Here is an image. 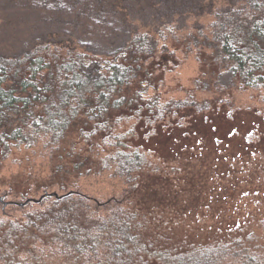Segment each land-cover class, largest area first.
<instances>
[{
    "label": "trees",
    "instance_id": "trees-1",
    "mask_svg": "<svg viewBox=\"0 0 264 264\" xmlns=\"http://www.w3.org/2000/svg\"><path fill=\"white\" fill-rule=\"evenodd\" d=\"M11 5L16 16L67 26L0 52V146L10 154L13 146L46 140L51 150L34 156L36 169L19 172L40 195L52 193L17 217H0V261L13 263L27 243L36 262L54 251L64 264H225L228 258L231 264H261L257 245L249 241L253 235L243 239L259 232V224L244 232L238 222L200 241L181 232L182 210L136 200L147 175L181 169L127 141L115 121L131 111L148 127L184 129L179 120L188 101L166 98L152 85L150 60L159 44L154 33L129 31L121 23L127 17H117L135 8L132 0H11ZM203 39L228 73H214L216 84L224 85L223 77L238 78L246 87L264 89V0H233L217 12ZM256 129L250 132L259 137ZM187 136L180 135L181 143ZM263 142L247 148H261ZM91 175L114 183L110 197L81 185Z\"/></svg>",
    "mask_w": 264,
    "mask_h": 264
},
{
    "label": "rangeland",
    "instance_id": "rangeland-1",
    "mask_svg": "<svg viewBox=\"0 0 264 264\" xmlns=\"http://www.w3.org/2000/svg\"><path fill=\"white\" fill-rule=\"evenodd\" d=\"M232 2L132 0L135 8L127 10L128 15L119 11L117 17L120 21L127 17L121 23L129 31L148 30L159 43L155 57L150 60L152 85L160 89L162 96L188 103L180 113L184 129L175 126L165 130L162 124L157 129L148 127L143 118L131 111L120 113L115 124L123 129L127 141L155 151L151 156L154 160L168 157L181 169L147 175L136 194L141 205L182 210L185 219L178 220L181 232L198 236L196 240L200 241L225 233L238 222L240 227L244 226L239 231L245 229L244 232L259 224V232L254 229L243 239L253 235L249 241L257 245L258 257L264 264V142L261 148H247L264 140V89L246 87L238 78L230 82L223 77L225 84H216L214 73L221 71L224 76L228 73L222 68L219 55L203 39L217 12ZM11 7V0H0V52L18 50L26 41L46 36L49 29L63 31L67 26V22H53L50 18L46 22L32 15L16 16ZM106 56L103 53L101 57ZM207 115L208 120L211 115L212 121H201ZM255 128L259 137L250 132ZM182 134L188 136L181 143ZM44 141L33 139L30 143L35 144L13 146L10 154L0 146V196L9 191L7 201H21V194L41 196L34 184H30L31 188L26 185L25 175L19 170H29L32 165L36 169L34 156L43 157L51 150ZM81 181L87 191L94 190L99 197L111 196L114 183L93 175ZM30 208V205L14 208L0 201V217H17L22 209ZM261 210L263 215L259 217ZM196 222L198 225L193 226ZM26 246L27 243L18 249L16 261L11 264H64L54 251L39 255L37 262L31 260ZM230 261L233 259L223 262ZM0 264L6 261L3 259Z\"/></svg>",
    "mask_w": 264,
    "mask_h": 264
},
{
    "label": "flooded vegetation",
    "instance_id": "flooded-vegetation-1",
    "mask_svg": "<svg viewBox=\"0 0 264 264\" xmlns=\"http://www.w3.org/2000/svg\"><path fill=\"white\" fill-rule=\"evenodd\" d=\"M48 191H46L45 193H47ZM45 193H43L41 196L45 195ZM51 193V192H49ZM5 195V196H4ZM6 195L7 194H3L2 196H0V201H3L4 203H6L7 205H17V206H24V205H29L30 203L32 202H38V201H29V202H26L28 199H31V198H34V197H28L25 201H17V200H11V201H7L6 200ZM49 195V194H48ZM40 196V197H41ZM46 196V195H45ZM39 197V198H40ZM44 198V197H43ZM38 199V198H36ZM41 202V201H40ZM26 203V204H25Z\"/></svg>",
    "mask_w": 264,
    "mask_h": 264
},
{
    "label": "water",
    "instance_id": "water-1",
    "mask_svg": "<svg viewBox=\"0 0 264 264\" xmlns=\"http://www.w3.org/2000/svg\"><path fill=\"white\" fill-rule=\"evenodd\" d=\"M48 194H52V193H49V192L45 193V195H48ZM45 195L41 196V197L38 198V199H36V198L28 199L26 202H29V201H31V200H32V201H38V202H40V201H42V199H43V197H44Z\"/></svg>",
    "mask_w": 264,
    "mask_h": 264
}]
</instances>
